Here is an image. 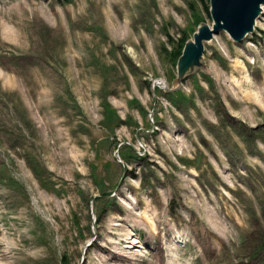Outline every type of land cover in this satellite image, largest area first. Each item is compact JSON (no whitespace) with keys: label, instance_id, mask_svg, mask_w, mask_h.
Listing matches in <instances>:
<instances>
[{"label":"rangeland","instance_id":"374dc122","mask_svg":"<svg viewBox=\"0 0 264 264\" xmlns=\"http://www.w3.org/2000/svg\"><path fill=\"white\" fill-rule=\"evenodd\" d=\"M213 23L210 0H0V264H264V5L185 62Z\"/></svg>","mask_w":264,"mask_h":264},{"label":"water","instance_id":"95a60500","mask_svg":"<svg viewBox=\"0 0 264 264\" xmlns=\"http://www.w3.org/2000/svg\"><path fill=\"white\" fill-rule=\"evenodd\" d=\"M264 0H210V12L214 23L201 26L195 33V42L184 61L196 66L204 50V40H210L221 31H226L235 41H242L253 32L263 12ZM186 67V66H185Z\"/></svg>","mask_w":264,"mask_h":264},{"label":"trees","instance_id":"16d2710c","mask_svg":"<svg viewBox=\"0 0 264 264\" xmlns=\"http://www.w3.org/2000/svg\"><path fill=\"white\" fill-rule=\"evenodd\" d=\"M202 1H205V0H202ZM191 7L194 9V3L193 2H191ZM206 9H207V11H209V7H208V5H206ZM113 31V30H112ZM178 41V44H177V47H176V49L177 50H182V48L184 47V41H183V39L182 38H180V39H178L177 40ZM171 42L173 43L174 42V40H171ZM171 55V54H170ZM110 121H112V122H114L115 124H114V126H117V122L119 121V119H121V118H119L118 116H115V111H113V116L112 117H110V118H108ZM135 205V204H134ZM135 207H136V205H135ZM130 213H133V211L131 210L130 211ZM107 247H109L110 245H109V243H106L105 244ZM112 249V247L110 246L109 248H108V253L110 254V255H112L115 259H118V256H116V254L111 250Z\"/></svg>","mask_w":264,"mask_h":264},{"label":"bare ground","instance_id":"6f19581e","mask_svg":"<svg viewBox=\"0 0 264 264\" xmlns=\"http://www.w3.org/2000/svg\"><path fill=\"white\" fill-rule=\"evenodd\" d=\"M207 41H210V40H207ZM184 68H185V66H183L182 67V69L180 70V73H182L183 71H184ZM221 88V87H220ZM224 96V95H223ZM225 99V98H224ZM231 112V111H230ZM45 142V141H44ZM24 164V163H23ZM184 175V174H183ZM38 191V190H37ZM27 193V192H26ZM29 193V192H28ZM27 195V194H26ZM28 196H29V194H28ZM29 198V197H28ZM125 198V197H124ZM23 199V198H22ZM121 200V199H120ZM123 202V201H122ZM19 208V207H18ZM138 210V209H137ZM133 211V210H132ZM151 218V217H150ZM11 222V221H10ZM145 222V221H144ZM145 225V224H144ZM158 225V224H157ZM15 226V225H14ZM147 226V225H146ZM159 226V225H158ZM169 226V225H168ZM141 227V226H140ZM112 230V229H111ZM142 231V230H141ZM165 231V230H164ZM3 235V234H2ZM152 236V235H151ZM1 238V237H0ZM110 238V237H109ZM138 238V237H137ZM9 242V241H8ZM135 242H139L138 240H136ZM109 243V242H108ZM113 243V242H112ZM95 244V243H94ZM141 244H143V243H141ZM147 244V243H146ZM109 245H110V243H109ZM136 246H139V245H137V244H135ZM144 245V244H143ZM111 246V245H110ZM109 246V247H110ZM109 247H107V248H109ZM115 254H116V256H118V258H119V255H121V254H118V253H116L115 252V250H113V248L111 249ZM13 252V251H12ZM13 254V253H12ZM109 254V253H108ZM110 255V254H109ZM112 256V255H111ZM124 260V258H121L120 260ZM11 260V259H10ZM12 263H13V261H12ZM158 263V262H157Z\"/></svg>","mask_w":264,"mask_h":264},{"label":"built area","instance_id":"2783aa9c","mask_svg":"<svg viewBox=\"0 0 264 264\" xmlns=\"http://www.w3.org/2000/svg\"><path fill=\"white\" fill-rule=\"evenodd\" d=\"M157 92V91H156Z\"/></svg>","mask_w":264,"mask_h":264}]
</instances>
